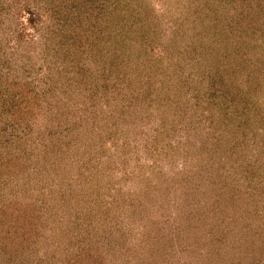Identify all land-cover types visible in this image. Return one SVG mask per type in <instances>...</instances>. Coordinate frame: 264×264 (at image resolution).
<instances>
[{"label":"rangeland","instance_id":"obj_1","mask_svg":"<svg viewBox=\"0 0 264 264\" xmlns=\"http://www.w3.org/2000/svg\"><path fill=\"white\" fill-rule=\"evenodd\" d=\"M53 1L0 14V264H264V0Z\"/></svg>","mask_w":264,"mask_h":264},{"label":"trees","instance_id":"obj_2","mask_svg":"<svg viewBox=\"0 0 264 264\" xmlns=\"http://www.w3.org/2000/svg\"><path fill=\"white\" fill-rule=\"evenodd\" d=\"M8 0H0V14L3 13L4 10H8L10 9L7 5H6V2ZM20 1H23V0H20ZM40 1V0H38ZM64 1V0H63ZM47 2V0H46ZM52 3L54 4V8L56 9V11L58 13H63L64 9L66 10L67 8L63 7L62 4L63 2L61 3V5H58V4H55V1L51 0L50 5H52ZM93 3V2H92ZM90 3V4H92ZM14 4V3H13ZM18 4V3H17ZM85 4V3H84ZM49 8H51V6L47 5ZM262 8L264 9V6H262ZM245 23V22H243ZM249 27H245V30H251V32H249L253 37H257L259 38L260 36H264V13H259L258 10L255 9L254 11V14L253 16L251 17L250 19V22H247ZM246 25V24H245ZM242 27V26H241ZM260 47L262 49H264V45H260ZM263 64H261L262 66ZM259 66H257L258 68ZM264 70V69H263Z\"/></svg>","mask_w":264,"mask_h":264}]
</instances>
